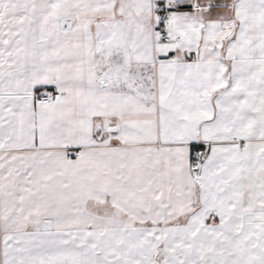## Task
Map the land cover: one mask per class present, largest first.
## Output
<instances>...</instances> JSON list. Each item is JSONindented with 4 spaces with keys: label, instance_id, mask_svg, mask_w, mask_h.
Masks as SVG:
<instances>
[{
    "label": "snow or ice",
    "instance_id": "obj_1",
    "mask_svg": "<svg viewBox=\"0 0 264 264\" xmlns=\"http://www.w3.org/2000/svg\"><path fill=\"white\" fill-rule=\"evenodd\" d=\"M0 264H264V0H0Z\"/></svg>",
    "mask_w": 264,
    "mask_h": 264
}]
</instances>
